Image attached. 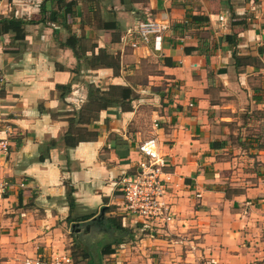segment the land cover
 Returning <instances> with one entry per match:
<instances>
[{"label": "crops", "instance_id": "crops-1", "mask_svg": "<svg viewBox=\"0 0 264 264\" xmlns=\"http://www.w3.org/2000/svg\"><path fill=\"white\" fill-rule=\"evenodd\" d=\"M41 2L0 0V16L37 21ZM95 6L116 22L117 35L106 41L92 24L80 28L79 18L71 28L96 44L95 53L119 56L118 76L107 68L71 73L76 59L59 46L67 33L57 24L26 25L23 46L13 33L0 34V139L9 144L0 173L14 183L0 200V260L71 256L65 245L77 229L87 226L89 233L95 219L123 214L117 182L141 161L139 142L154 138L170 174L174 218L149 232L124 215L133 251L112 245L115 255L139 264L136 247L143 243V264H264V0H98ZM146 20L169 28L159 44L132 48V32ZM148 62L157 71L139 72ZM89 83L130 88L132 109L101 111L92 127L98 136L65 150L64 113L86 101ZM67 84L61 100L56 86ZM239 121L243 128L253 122L254 136L241 127L231 131ZM52 140L54 147L41 150ZM232 140L241 149L249 142L248 156L230 153ZM67 186L74 189L71 210Z\"/></svg>", "mask_w": 264, "mask_h": 264}, {"label": "trees", "instance_id": "trees-1", "mask_svg": "<svg viewBox=\"0 0 264 264\" xmlns=\"http://www.w3.org/2000/svg\"><path fill=\"white\" fill-rule=\"evenodd\" d=\"M82 1V3H80ZM121 2L133 3L143 2L145 0H120ZM98 0H42L40 5L41 18L37 21L25 20L16 18L14 16H0V34L13 33V40H18L19 45L23 46L25 39V26L35 25L38 23H44L45 21L53 24H57L65 29L67 37L59 42L61 48H68L72 51L73 57L76 59V66L71 73L80 75L82 70H96V69H112L113 75L118 76L121 70L120 59L118 55L110 54L106 49L98 48L95 43L88 45L86 43L87 37L81 33L76 34L71 28V24L74 23V18H79L80 28L83 24L91 25L95 22L96 29L101 30L104 33V37L107 41L108 35L115 36L116 22L111 19H104L103 14L99 10ZM46 13L48 15L46 16ZM88 14L89 19H85V15ZM46 16V17H45ZM68 19L71 22L68 23ZM104 19V20H103ZM82 32V31H81ZM114 32V33H113ZM118 37V36H117ZM114 39V37H113ZM88 42V41H87ZM71 84L57 85L56 90L60 91V99L63 100L65 95L70 92ZM133 99L132 90L125 85L109 84L106 87L96 86L92 83L87 84L86 101L78 108L66 111L67 129L61 137L65 150L76 147L80 142L94 140L98 136V132L93 130V124L97 121L101 111H106L112 108H117L119 111L128 112L131 111V101ZM56 141L52 140L49 143L41 146V150L45 146L48 148L54 147ZM45 158L44 153L39 156V161H43ZM66 199L71 210L75 204L73 196L74 189L71 186H67ZM110 209H106V212H110ZM124 214L116 216H109L107 218H99L93 221V224L97 228H105L111 234L113 232L119 233L118 236L110 243L102 246L99 252H97L98 263L104 255H112L115 253V248L112 245L119 246L124 243L126 235L132 237V230L123 226L122 220ZM89 218H82L78 221H84ZM71 221L70 218L67 219ZM141 228L143 225L140 224ZM74 257V256H73ZM88 258V264H94V257L91 253L86 252L85 256ZM72 260V257H71Z\"/></svg>", "mask_w": 264, "mask_h": 264}, {"label": "built area", "instance_id": "built-area-1", "mask_svg": "<svg viewBox=\"0 0 264 264\" xmlns=\"http://www.w3.org/2000/svg\"><path fill=\"white\" fill-rule=\"evenodd\" d=\"M168 28L167 25L151 20L141 21L132 32L134 38L130 46L136 48L139 43L148 45L151 40L154 44H159L163 38L162 33ZM8 147L7 140L0 139V157L5 156ZM136 150L141 156V161L132 174H124L117 182L123 200L122 213L148 227L149 232L157 231L153 230L157 228H167L174 214L167 201L170 174L165 171L166 162L154 138L139 142ZM13 184L0 173V200L13 188ZM23 186V183L19 184V187ZM0 264H73V262L69 255H35L13 260H0Z\"/></svg>", "mask_w": 264, "mask_h": 264}, {"label": "rangeland", "instance_id": "rangeland-1", "mask_svg": "<svg viewBox=\"0 0 264 264\" xmlns=\"http://www.w3.org/2000/svg\"><path fill=\"white\" fill-rule=\"evenodd\" d=\"M84 18L88 20L89 19L88 14H86ZM104 19L106 20V18H104ZM92 25L95 26V22H93ZM81 33L82 32H80V34ZM64 37L65 36H63V38ZM87 41H86V43L88 45L92 44L90 38H87ZM138 69H139L138 70L139 72L142 71L144 73V71H145L146 73H153V72L157 71V64H155L153 62H148V63L144 64L142 66V68L140 67ZM140 69H142V70H140ZM139 81H140V79H139ZM234 122L231 125H234L235 127L232 128L231 131H235L236 129L239 131L240 127L243 128L242 122L239 121L237 123L238 125ZM253 124H254L253 122H250V125L247 128L242 129V132L244 135L248 134V136L249 135L254 136V134L256 132V127ZM232 136L234 137V135H232ZM238 136H239V134H237V137ZM242 144H243V146H246V149L245 148H242V149L239 148L240 145L238 144L237 141H234V140L230 141V145L232 146L230 149L231 150L230 153L244 151L246 153L245 156H248V152H250L249 148L251 147V145L249 142H247V143L244 142ZM249 169H251V168H249ZM97 219H99V218H97ZM102 219H104V218H102ZM153 228H155V227H153ZM80 229H81L80 233L75 232V233L71 234V238L67 241V243L65 245L66 248L69 250V253L71 255L70 258L72 257L73 264H88L89 259L84 257L86 252H89L92 254V256L94 257V261H93L94 264L98 263L97 252L100 251L102 246H104L106 244H110L116 238V236L119 235V233H117V232H113L110 234L107 231V229H105L103 227L97 228L94 224H91L89 233L85 232L84 227H81ZM153 230L160 231V228L153 229ZM137 234H139V233L137 232ZM128 236L129 235L125 236L123 247L120 248V246H116V249H123V250H125L124 253H126V246H127V247H129L128 250L131 249V251H133L132 247H133L134 242L129 241L130 238ZM137 242H139V241H137ZM145 247H146V245H144L143 243H141L139 246L136 247V249L139 251V255L141 256V261L139 262V264H143L144 259H146V257H148V256L145 257V250H144ZM115 254H117V253L115 252L113 255H104L102 257V259L100 260V263L101 264H126V260L122 261V257L120 255H115ZM118 254H123V253H118ZM156 257L157 256H155V259H156ZM155 263L158 264V262H155Z\"/></svg>", "mask_w": 264, "mask_h": 264}, {"label": "water", "instance_id": "water-1", "mask_svg": "<svg viewBox=\"0 0 264 264\" xmlns=\"http://www.w3.org/2000/svg\"><path fill=\"white\" fill-rule=\"evenodd\" d=\"M76 225H77V224H73L72 228H74ZM77 227H78V226H77ZM85 229H86V231H88V230H89V227L86 226ZM79 230H80V229H77V232H79Z\"/></svg>", "mask_w": 264, "mask_h": 264}]
</instances>
